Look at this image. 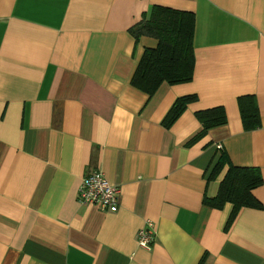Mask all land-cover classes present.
Wrapping results in <instances>:
<instances>
[{"label":"crops","instance_id":"obj_1","mask_svg":"<svg viewBox=\"0 0 264 264\" xmlns=\"http://www.w3.org/2000/svg\"><path fill=\"white\" fill-rule=\"evenodd\" d=\"M153 6L192 13L190 82L151 97L131 86L157 41L129 30ZM195 96L177 121L174 102ZM254 97L245 131L237 100ZM227 123L201 131L199 111ZM224 152L264 180V0H0V264H264L262 209L203 204L227 173ZM104 174L118 210L82 206V178ZM150 221V251L137 232Z\"/></svg>","mask_w":264,"mask_h":264},{"label":"trees","instance_id":"obj_2","mask_svg":"<svg viewBox=\"0 0 264 264\" xmlns=\"http://www.w3.org/2000/svg\"><path fill=\"white\" fill-rule=\"evenodd\" d=\"M194 29L195 17L189 12L153 6L148 16L143 15L141 21L134 25L129 33L135 43H138L141 37H148L156 40L157 46L154 49L144 50L131 78V86L151 97L163 83L173 86L190 82L195 65ZM195 100V96L177 99L163 118L161 125L169 129L187 105ZM237 105L244 130L250 131L259 127V112L254 97H240ZM195 118L201 126V131L187 143V146L201 140L210 130L227 123L225 111L221 107L199 111L195 114ZM224 165L228 170L218 186L216 195L212 198L205 197L203 204L217 210H221L225 204H230L232 211L229 224L231 225L240 209H262V205L255 199L252 191L264 180L257 169L232 166L224 152L221 153L209 180H213Z\"/></svg>","mask_w":264,"mask_h":264},{"label":"built area","instance_id":"obj_3","mask_svg":"<svg viewBox=\"0 0 264 264\" xmlns=\"http://www.w3.org/2000/svg\"><path fill=\"white\" fill-rule=\"evenodd\" d=\"M120 190L109 183L99 171L85 175L77 191V201L82 206H94L101 212L115 213L118 210ZM153 223L147 221L136 234L139 248L150 251L154 241Z\"/></svg>","mask_w":264,"mask_h":264}]
</instances>
